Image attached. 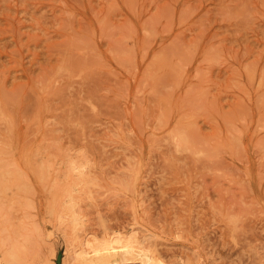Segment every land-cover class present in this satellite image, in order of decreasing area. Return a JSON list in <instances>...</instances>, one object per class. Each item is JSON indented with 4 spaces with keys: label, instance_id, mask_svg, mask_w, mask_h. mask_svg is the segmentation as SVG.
Segmentation results:
<instances>
[{
    "label": "rangeland",
    "instance_id": "1",
    "mask_svg": "<svg viewBox=\"0 0 264 264\" xmlns=\"http://www.w3.org/2000/svg\"><path fill=\"white\" fill-rule=\"evenodd\" d=\"M2 176L0 264H264V0H0Z\"/></svg>",
    "mask_w": 264,
    "mask_h": 264
},
{
    "label": "bare ground",
    "instance_id": "2",
    "mask_svg": "<svg viewBox=\"0 0 264 264\" xmlns=\"http://www.w3.org/2000/svg\"><path fill=\"white\" fill-rule=\"evenodd\" d=\"M75 166L73 165L72 168ZM7 171V170H6ZM7 173V172H6ZM0 186L6 187L5 178L0 177ZM64 189L63 192H68ZM70 193V192H68ZM122 231L118 238L95 242L93 253L85 256V264H162L157 253L139 235H128ZM136 234V233H135ZM115 237V236H114ZM27 244V242H26ZM25 244V245H26ZM25 247L11 245L5 251L3 264H29Z\"/></svg>",
    "mask_w": 264,
    "mask_h": 264
},
{
    "label": "water",
    "instance_id": "3",
    "mask_svg": "<svg viewBox=\"0 0 264 264\" xmlns=\"http://www.w3.org/2000/svg\"><path fill=\"white\" fill-rule=\"evenodd\" d=\"M58 264H60V262Z\"/></svg>",
    "mask_w": 264,
    "mask_h": 264
}]
</instances>
